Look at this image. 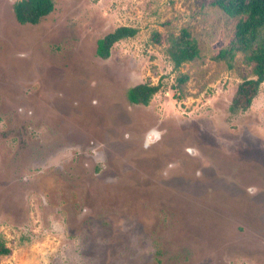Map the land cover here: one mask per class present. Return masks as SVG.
<instances>
[{"label": "rangeland", "instance_id": "obj_1", "mask_svg": "<svg viewBox=\"0 0 264 264\" xmlns=\"http://www.w3.org/2000/svg\"><path fill=\"white\" fill-rule=\"evenodd\" d=\"M17 1L0 0V264H264V83L233 115L252 67L215 59L238 19L214 0H54L30 25ZM121 26L138 33L100 58ZM185 31L199 56L177 68ZM142 83L162 90L133 105Z\"/></svg>", "mask_w": 264, "mask_h": 264}, {"label": "trees", "instance_id": "obj_2", "mask_svg": "<svg viewBox=\"0 0 264 264\" xmlns=\"http://www.w3.org/2000/svg\"><path fill=\"white\" fill-rule=\"evenodd\" d=\"M213 6L228 17L238 19L230 45L222 49L215 59L222 61L231 57L232 60L235 55L242 53L246 63L252 67L253 77L240 83L232 98L229 111L237 115L250 109L264 83V0H214ZM54 9V0H18L14 4L15 17L20 24L36 25L50 15ZM137 33V30L132 27L116 28L98 40L97 55L102 59H108L116 43L135 37ZM184 37L187 38L185 42L174 41L170 48L177 68L199 56L198 45L189 39L186 31ZM155 38L159 39L158 33H155ZM178 79L184 83L188 76L182 75ZM161 90V84L142 83L128 91V99L133 105L145 106ZM9 253L10 250L5 248L0 241V256Z\"/></svg>", "mask_w": 264, "mask_h": 264}, {"label": "clouds", "instance_id": "obj_3", "mask_svg": "<svg viewBox=\"0 0 264 264\" xmlns=\"http://www.w3.org/2000/svg\"><path fill=\"white\" fill-rule=\"evenodd\" d=\"M153 137H155L156 139L160 138V133H158L156 130H150V132L147 134V137L145 139V142L143 144V147L145 149L151 147L152 143H153Z\"/></svg>", "mask_w": 264, "mask_h": 264}]
</instances>
